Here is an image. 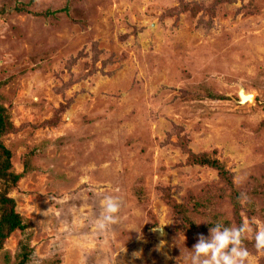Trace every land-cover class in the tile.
Wrapping results in <instances>:
<instances>
[{"label":"rangeland","instance_id":"rangeland-1","mask_svg":"<svg viewBox=\"0 0 264 264\" xmlns=\"http://www.w3.org/2000/svg\"><path fill=\"white\" fill-rule=\"evenodd\" d=\"M0 106L28 224L0 264L21 245L27 264H196L198 235L245 221L247 264H264L251 244L264 225V0H0ZM192 153L232 173L240 223L218 203L175 232L167 197L204 202L223 186ZM106 196L118 222L99 232Z\"/></svg>","mask_w":264,"mask_h":264},{"label":"trees","instance_id":"trees-1","mask_svg":"<svg viewBox=\"0 0 264 264\" xmlns=\"http://www.w3.org/2000/svg\"><path fill=\"white\" fill-rule=\"evenodd\" d=\"M13 131L14 128L6 110L0 106V251L3 250L6 241L14 232H23L28 228V224L16 211L15 200L10 197V194L17 188L18 182L21 179V175L12 171V155L3 143V138ZM187 163L189 165L206 166L213 169L223 186L218 187L214 185L215 188L209 186L206 192L201 194L204 202H200V199L193 201V196H189L183 204H179L175 200H169L167 197L166 203L179 221L175 232L191 231V226L188 225L189 223L185 213L194 212L205 215L208 205H216L218 203L229 204L232 207L233 218L240 223L241 196L234 189L232 173L222 162L216 158H212L208 153L189 154ZM246 242L243 240L244 246H247ZM254 243L255 241L251 243L252 246H254ZM30 253L31 248L21 245L20 252L16 256L14 264H27Z\"/></svg>","mask_w":264,"mask_h":264},{"label":"clouds","instance_id":"clouds-1","mask_svg":"<svg viewBox=\"0 0 264 264\" xmlns=\"http://www.w3.org/2000/svg\"><path fill=\"white\" fill-rule=\"evenodd\" d=\"M242 201L247 196L241 195ZM101 213L95 221V228L99 232L106 231L111 225L118 222L120 202L113 196H106L101 202ZM164 225L157 226L154 231H161ZM249 222L245 221L239 226H224L216 222L209 228V236L205 238L198 235V242L193 246L196 264H247L250 253L243 245L247 233L252 232ZM254 247L258 252L264 253V225H261L254 234ZM137 257L139 253H135Z\"/></svg>","mask_w":264,"mask_h":264},{"label":"bare ground","instance_id":"bare-ground-1","mask_svg":"<svg viewBox=\"0 0 264 264\" xmlns=\"http://www.w3.org/2000/svg\"><path fill=\"white\" fill-rule=\"evenodd\" d=\"M240 96L242 97V103H245V101H251L252 95L250 96V94H245L244 91L240 92ZM158 233L160 234L161 231H158Z\"/></svg>","mask_w":264,"mask_h":264},{"label":"water","instance_id":"water-1","mask_svg":"<svg viewBox=\"0 0 264 264\" xmlns=\"http://www.w3.org/2000/svg\"><path fill=\"white\" fill-rule=\"evenodd\" d=\"M239 96V100H240V103L242 104V97L240 96V94L238 95ZM251 96V95H250ZM253 101V96H252V98H251V101L250 102H252ZM250 103L249 101H245V103ZM158 232V231H157Z\"/></svg>","mask_w":264,"mask_h":264}]
</instances>
